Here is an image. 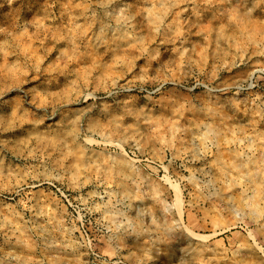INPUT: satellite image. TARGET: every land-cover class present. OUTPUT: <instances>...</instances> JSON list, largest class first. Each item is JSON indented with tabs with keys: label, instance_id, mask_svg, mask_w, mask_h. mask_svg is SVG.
Returning <instances> with one entry per match:
<instances>
[{
	"label": "rangeland",
	"instance_id": "1",
	"mask_svg": "<svg viewBox=\"0 0 264 264\" xmlns=\"http://www.w3.org/2000/svg\"><path fill=\"white\" fill-rule=\"evenodd\" d=\"M0 264H264V0H0Z\"/></svg>",
	"mask_w": 264,
	"mask_h": 264
}]
</instances>
